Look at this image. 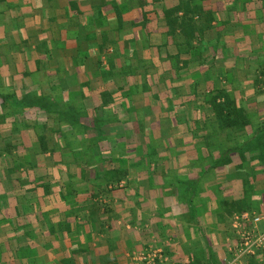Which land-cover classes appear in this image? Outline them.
<instances>
[{
    "label": "crops",
    "instance_id": "1",
    "mask_svg": "<svg viewBox=\"0 0 264 264\" xmlns=\"http://www.w3.org/2000/svg\"><path fill=\"white\" fill-rule=\"evenodd\" d=\"M257 81L264 0H0V264H236L264 153L207 102L264 111Z\"/></svg>",
    "mask_w": 264,
    "mask_h": 264
},
{
    "label": "built area",
    "instance_id": "2",
    "mask_svg": "<svg viewBox=\"0 0 264 264\" xmlns=\"http://www.w3.org/2000/svg\"><path fill=\"white\" fill-rule=\"evenodd\" d=\"M263 219L264 215L251 211H242L234 215L232 224L238 242L233 248V252L237 260H240L244 255H253L257 250L264 248V230L259 229V222ZM132 258L137 264L168 261L166 251L162 247L154 245L135 251ZM236 261L234 259V263Z\"/></svg>",
    "mask_w": 264,
    "mask_h": 264
},
{
    "label": "rangeland",
    "instance_id": "3",
    "mask_svg": "<svg viewBox=\"0 0 264 264\" xmlns=\"http://www.w3.org/2000/svg\"><path fill=\"white\" fill-rule=\"evenodd\" d=\"M258 84L260 86H263L264 82L257 81V85L256 84L255 85L258 86ZM0 85L2 86L1 83H0ZM0 89L5 90L4 91V93H5L7 91V89H9V88L8 87L7 88L1 87ZM255 92H257V91H255ZM246 99H247L246 101L249 103L250 102L249 96L246 97ZM239 101L243 102V100H241V99H239ZM244 102H245V100H244ZM241 124H244L243 126H240L242 128L238 127V128H236V130L230 131L229 136H230L232 142L229 143V146H228V144L225 147L221 146V149H227L228 147L233 148L234 146L236 148H238V147H240V144H243L244 148H241L242 149L241 155H245L246 152H253V151H261L264 153V111L261 110V111L257 112V110H253L249 114V116L247 115L243 118V120L240 122V125ZM250 132L253 133L255 136L253 135L254 137H250V135H249ZM235 152L237 154H239L240 149L236 150ZM256 155H258V154H256ZM259 157H262V156H259ZM259 157H257V158H259ZM263 157H264V155H263ZM236 211H240V210H236ZM259 225L263 227L264 223L259 222ZM262 229H264V228H262ZM152 245L162 247L165 250V248L163 246L158 245L156 242ZM247 256L248 255H244L243 257L240 258L242 260V262L244 261V264H246V261L248 258ZM245 257H247V258L245 259ZM234 259H235V261L237 260V257H235V255H234ZM234 259H233V261H231L232 263L234 262ZM242 262L239 263V260H237L235 263L241 264Z\"/></svg>",
    "mask_w": 264,
    "mask_h": 264
},
{
    "label": "trees",
    "instance_id": "4",
    "mask_svg": "<svg viewBox=\"0 0 264 264\" xmlns=\"http://www.w3.org/2000/svg\"><path fill=\"white\" fill-rule=\"evenodd\" d=\"M173 11L174 10L171 9V13ZM175 11H178V10L175 8ZM213 94L214 95H212L211 98L208 100L207 105L209 104L212 106L216 120L224 124V126L237 124L239 123L240 120L241 121L243 120L242 115H239L237 113L238 111L235 107V100L231 98L228 93H226L224 90H217ZM0 99L3 102L6 100V98L4 99L3 96ZM12 105L16 107L17 105H19V103L18 104L12 103ZM207 116L208 115L206 113V117ZM3 119H4V114H1L0 120H3ZM14 148L15 146L13 145H9L8 147H5V149L7 150H13ZM241 148H244V145L236 148V150L240 149L241 151L242 150ZM2 150L4 149L2 148ZM232 151L233 149L230 148L229 152H232ZM0 153L3 154V152H0ZM21 167L22 165L20 164V162H18L17 160H13L12 162L13 171L17 172L19 169H21ZM242 211L243 210H240V212ZM240 212H237V213H240Z\"/></svg>",
    "mask_w": 264,
    "mask_h": 264
}]
</instances>
